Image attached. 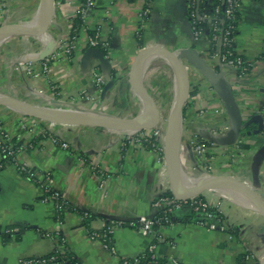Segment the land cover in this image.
Listing matches in <instances>:
<instances>
[{
    "label": "crops",
    "instance_id": "1",
    "mask_svg": "<svg viewBox=\"0 0 264 264\" xmlns=\"http://www.w3.org/2000/svg\"><path fill=\"white\" fill-rule=\"evenodd\" d=\"M36 1L0 0V26L24 17L25 11L36 7ZM79 6V0L55 3L44 35L35 37L34 42L30 35H14L3 41L0 95L49 109H82L133 119L142 105L131 78L139 53L145 49L174 53L194 50L201 63H187L179 170L188 183L206 175L188 147L190 140L201 139L211 150L225 149L212 164L211 175L232 178L264 200V0H240L237 14L235 51L253 67L241 83L232 70L223 77L242 119L233 142L229 134L237 127L236 119L226 111L219 90L213 86L217 74L201 54L202 43L193 41L187 0H154L140 32L137 26L144 0H95L86 19L72 32ZM96 34L107 43L106 48L99 49L103 59L87 53L89 38ZM38 40L53 43L49 57L41 58L44 46ZM64 42L70 43L69 51ZM162 60L153 62L164 66L156 73L160 84L150 78L159 120L169 112L170 71L173 77L172 68ZM29 62L37 78L28 74ZM45 63L48 71L43 74ZM153 65L142 82L149 80L147 74ZM94 71L101 74L103 84L95 85ZM254 117L258 120L250 130L249 120ZM0 128L8 134V143L19 151V164L39 174L51 173L53 188L61 193L65 205L57 211L54 202L43 200V191L36 183L27 181L15 164H2L0 157V232L7 234L5 238L0 235V264H21L52 255L61 259L60 264H69L68 260L76 264H119L122 257L139 256L151 242L156 244L160 258L173 255L181 264H264V215L211 190L198 196L222 201L224 230L198 225L188 208L174 211L171 224L155 228L151 237H143L130 226L129 222L156 216V197L172 194L164 155L125 139L128 132L44 122L4 106H0ZM212 130L223 135L213 137ZM52 137L69 148H60ZM95 166L103 171L102 187L94 175ZM117 221L124 224H115ZM91 233L107 235L114 255L99 240L91 239ZM246 255L251 256L249 261L244 259Z\"/></svg>",
    "mask_w": 264,
    "mask_h": 264
},
{
    "label": "built area",
    "instance_id": "2",
    "mask_svg": "<svg viewBox=\"0 0 264 264\" xmlns=\"http://www.w3.org/2000/svg\"><path fill=\"white\" fill-rule=\"evenodd\" d=\"M55 3H60L67 0H53ZM80 6L77 10L75 17H80L83 21L86 19L88 13L93 9L95 0H79ZM154 0H144V9L140 20L138 22V32L143 29L144 23L147 20L149 9ZM240 8V0H187V16L191 25L193 41L202 43L203 49L201 54L204 56L205 62L211 65L212 72H215L217 76L224 77V74L228 70H232L236 73L237 83H241L247 75L248 71L253 67L252 63L245 61L239 54L236 53L234 42L235 34L237 32L238 18L237 14ZM41 46H44L46 42L38 40ZM64 48L69 51L71 48L70 43L64 42ZM89 46L91 48L104 49L107 47V43L99 40L98 35L91 36L89 38ZM179 54L181 52H175ZM185 71L189 72V66L185 59H182ZM28 74L32 78H37L39 75L32 72V62L27 65ZM48 71L47 64L42 66V73L45 74ZM93 82L99 86L103 84V78L97 71L93 73ZM219 109L215 111L217 114ZM18 113V112H16ZM20 114V113H19ZM23 115V114H22ZM23 128V126H22ZM152 131L144 130L139 132H133L131 134H124L134 144H146L151 147L155 152H159V146L154 137H152ZM213 137H219L223 135L219 131H211ZM153 139H155L153 141ZM54 144L60 148L68 149L67 143L58 139L51 138ZM156 141V142H155ZM188 147L191 152L197 158L199 164L203 165L204 170L207 172L205 176H213L210 174L212 170V164L217 156L221 155L225 149L211 150L206 143L201 139H192L188 143ZM228 151H232V148L227 147ZM18 150L13 148L8 143V134L0 128V157H9L15 163L18 171L21 174H25L27 181L36 183L43 191V200L52 201L57 204V209L61 206L58 205L62 201L61 193L53 188V178L50 172L36 173L33 172L28 166L19 164L16 161ZM94 175L100 185L103 186L105 182L102 169L98 166L93 168ZM153 207L157 214L151 218L138 219L135 222H129L128 224L135 229L143 237H151L155 228L162 226L163 223L167 225L171 224L170 216L174 211H178L182 208H188L195 215V222L205 227L208 230L220 229L224 230L227 225L223 216L222 201L216 199L210 201L200 196H192L187 199L178 200L172 195L161 194L156 197L153 202ZM115 224L122 225L124 222L117 221ZM14 231V230H13ZM9 233V231H6ZM1 235V233H0ZM90 238L93 240H99L102 246L112 255H114L113 249L109 243V239L105 234L91 233ZM156 244L151 242L148 247L137 257H122L119 259V264H181L177 257L169 255L166 258H160L156 252ZM246 261L251 259L250 255L244 257ZM61 259L56 256H47L43 258H32L21 261V264H60Z\"/></svg>",
    "mask_w": 264,
    "mask_h": 264
},
{
    "label": "water",
    "instance_id": "3",
    "mask_svg": "<svg viewBox=\"0 0 264 264\" xmlns=\"http://www.w3.org/2000/svg\"><path fill=\"white\" fill-rule=\"evenodd\" d=\"M46 6V16L44 20L37 26H31L28 24H21L9 27L6 25L0 28V37L4 36L6 38L14 35H32L35 37H41L44 35L46 25L50 19L51 14L54 9L53 0H45ZM9 27V28H8ZM53 52V43L47 42L44 45V50L41 53V58L44 59L49 57ZM87 53H92L97 57L103 59V54L98 48H89ZM150 56L163 59L166 63L170 65L173 70V80H176L180 84L179 95L176 101L175 108L167 124L166 135H165V145H164V157L168 169L169 176V188L172 196L178 200H183L190 198L192 196L199 195L205 190H210V186H224L231 187L238 192L242 193L247 199L264 215V200L259 197L256 193L250 190L248 187L244 186L242 183L229 178V177H217V176H206L199 178L193 185H184L175 178L174 165L169 154V142L171 138V133L175 124L177 117L182 118V108L187 94L188 88V77L182 63V59H185L186 63L191 61H196L199 65L201 61L198 59L197 54L194 50L188 52H181L176 54L174 52H168L159 49H145L141 51L138 57L135 59L131 70L132 86L135 90L136 95L141 100V102L146 106L148 110L147 116L142 119L140 123L133 119H120L118 117L108 116L106 118L101 117L100 119H78V118H64L56 115H50L47 113L49 109L41 106L29 105L20 101H17L11 97L0 95V106L7 107L15 112H18L27 116H34L41 120H46L51 123L59 124H79V125H102L105 128L110 129V124L112 122H122L136 127L135 132L150 130L154 126L156 120V108L153 103L149 100L145 89L142 86V81L137 77V70L141 63ZM213 86H215L223 99L224 107L226 111L236 119L237 127L232 133L229 134L230 140L233 142L237 139L239 131L242 125V119L238 108L234 102V96L232 89L229 88L223 81L222 76H217L213 81ZM257 118H251L249 123L255 122Z\"/></svg>",
    "mask_w": 264,
    "mask_h": 264
},
{
    "label": "bare ground",
    "instance_id": "4",
    "mask_svg": "<svg viewBox=\"0 0 264 264\" xmlns=\"http://www.w3.org/2000/svg\"><path fill=\"white\" fill-rule=\"evenodd\" d=\"M36 7L33 8L31 13L26 16L21 22H18L17 24L11 25L9 27L15 26V25H21V24H28L31 26H37L39 25L46 16V6H45V0H37L36 1ZM8 27V28H9ZM6 39V37L2 36L0 37V46L2 45L3 41ZM156 57L150 56L147 57L139 66L137 70V77L139 80L142 81L145 73L147 70L152 66L153 62L156 61ZM167 65V64H166ZM179 89L180 84L178 81L173 80V95L171 104L169 107L168 112V121L170 119V116L173 113V110L176 105V101L179 95ZM146 106L142 103L139 114L135 117V121L137 123H140L142 119L146 117ZM47 113L50 115H56L59 117L64 118H78V119H100L101 117H96L91 114L82 113V112H69L67 109H55V110H48ZM110 129L116 130L121 133L128 132V134L135 132L136 127L133 125H129L122 122L114 123L112 122L110 124ZM163 137V136H162ZM182 137V120L177 117L172 133L171 138L169 142V154L171 156L173 165H174V173L175 178L180 181L184 185H193L196 182L188 183L187 177L179 170V165L177 161L178 151L181 148L180 142ZM165 141L163 137V142ZM209 189L213 191L216 194H221L224 197H227L229 199H232L236 203H239L240 205L248 206V207H255L248 199L245 197L242 193L238 192L237 190L231 188V187H224V186H210ZM256 208V207H255Z\"/></svg>",
    "mask_w": 264,
    "mask_h": 264
},
{
    "label": "rangeland",
    "instance_id": "5",
    "mask_svg": "<svg viewBox=\"0 0 264 264\" xmlns=\"http://www.w3.org/2000/svg\"><path fill=\"white\" fill-rule=\"evenodd\" d=\"M31 13V10H27V11H25L24 12V17H22L21 19H18L17 21H13V23H8V24H10L9 26H11V25H14V24H17L18 22H21V20H23L26 16H28L29 14ZM8 24H4V25H2V26H0V28L1 27H4V26H6V25H8ZM32 36V35H31ZM30 36V37H31ZM33 37V38H32ZM31 38H30V40L32 41V42H34L35 41V36H32ZM39 43V42H38ZM157 59H160V58H157ZM159 61V60H158ZM161 61V60H160ZM163 61V60H162ZM158 63L159 62H156L154 65H153V68H151V70L149 71V74H147L148 75V79L149 80H146L145 82H142V86H143V88L145 89V92H146V94H147V96H148V98H149V100H151V102L152 101H154L155 100V97H154V91H151V89H150V82H151V80H150V78L151 77H153L155 80H156V82H155V84L156 85H159L160 84V78H158V75L159 74H157V76H156V73H158L157 71H159V68L160 69H162L164 66L163 65H161V64H159L158 65ZM172 95H173V77H172V74H171V71H170V95H169V97H168V100H167V104H168V110H169V107H170V104H171V100H172ZM69 112H82V113H87V114H91V115H93V116H98V117H104V118H106V117H108V116H110V115H108V114H104V113H101V112H97V111H85V110H82V109H76V110H72V109H67ZM147 112H148V110H147ZM168 112V111H167ZM156 113H158V111L156 110ZM183 119V117L181 118V120ZM42 121H44V122H48V121H46V120H42ZM183 123V122H182ZM167 124H168V115H164V117L163 118H161V120H159V119H157L156 118V120H155V122H154V126L152 127V129H150L149 131H152L151 133V135H152V137H154L155 139H156V141H157V143H158V146H159V150H160V153L162 154V155H164V145H165V141L163 142V137H164V139H165V135H166V129H167ZM183 126H184V124H182ZM95 127H99V128H102V129H108V128H105L104 126H102V125H94ZM111 130V129H110ZM163 136V137H162ZM183 144H184V141H183V133H182V137H181V142H180V145H182L183 146ZM181 147V146H180ZM179 151H180V149H179ZM178 155H179V153H178ZM224 197V196H223ZM225 199H227L226 197H224ZM227 200H229V201H231V202H235V201H233L232 199H227ZM236 203V202H235ZM238 205H240L239 203H237ZM241 207H244V205H240ZM247 207V206H246ZM249 209L250 210H254V211H257V212H260L257 208H255V207H249ZM262 214V213H261Z\"/></svg>",
    "mask_w": 264,
    "mask_h": 264
},
{
    "label": "trees",
    "instance_id": "6",
    "mask_svg": "<svg viewBox=\"0 0 264 264\" xmlns=\"http://www.w3.org/2000/svg\"><path fill=\"white\" fill-rule=\"evenodd\" d=\"M81 23H82V20L80 19V17L78 16V17H76V19L73 21V23H72V32L77 28V27H79L80 25H81ZM236 35V34H235ZM248 127H249V129L251 130V129H253V123H250L249 125H248ZM155 139H153V141H154ZM156 142V141H155ZM149 146V145H148ZM11 162V163H13V164H15L13 161H12V159L11 158H9V157H2L1 158V163L3 164V163H5V162ZM32 170V169H31ZM33 172H35L34 170H32ZM24 177L26 176L25 174H22ZM170 195V194H169ZM200 197L201 198H204V197H202L201 195H200ZM43 198H44V196H43ZM57 205V204H56ZM58 205H60L61 206V208L60 209H57V211H61V210H63L64 208H65V205H64V202H59L58 203ZM194 217H195V215H193V213H192V219L194 220ZM195 221V220H194ZM165 225H167L166 223H163L162 224V226H165ZM1 233V232H0ZM2 235V234H1ZM6 235L7 234H3L2 235V238H5L6 237ZM67 262H69V264H76L75 262H72V260H68ZM243 264V263H242Z\"/></svg>",
    "mask_w": 264,
    "mask_h": 264
}]
</instances>
